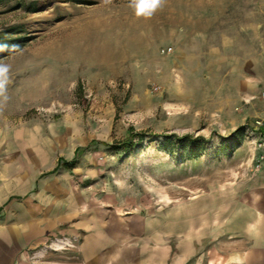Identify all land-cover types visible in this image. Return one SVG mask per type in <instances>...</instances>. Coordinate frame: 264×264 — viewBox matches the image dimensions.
Returning <instances> with one entry per match:
<instances>
[{
	"label": "rangeland",
	"instance_id": "374dc122",
	"mask_svg": "<svg viewBox=\"0 0 264 264\" xmlns=\"http://www.w3.org/2000/svg\"><path fill=\"white\" fill-rule=\"evenodd\" d=\"M27 1L0 0V32L16 27L28 38L0 57L10 66L0 157L6 143L45 144L50 156L76 160L67 171L73 185L143 211L260 184L264 0H166L147 19L135 16L129 0H38L45 5L35 12L26 11ZM214 22L222 28L211 29ZM238 125L245 126L242 141L216 154L219 135ZM129 126L209 141L191 159L158 136L124 150L104 144L124 138ZM10 151L16 158L31 150ZM53 240L62 249L76 244L74 236L56 235L41 247Z\"/></svg>",
	"mask_w": 264,
	"mask_h": 264
},
{
	"label": "crops",
	"instance_id": "0c3cea01",
	"mask_svg": "<svg viewBox=\"0 0 264 264\" xmlns=\"http://www.w3.org/2000/svg\"><path fill=\"white\" fill-rule=\"evenodd\" d=\"M38 143H6L0 157V264H264V171L254 189H212L143 211L76 187L71 168L54 169L68 159ZM20 147L30 154L13 157ZM56 235L76 237L75 247H41Z\"/></svg>",
	"mask_w": 264,
	"mask_h": 264
},
{
	"label": "trees",
	"instance_id": "16d2710c",
	"mask_svg": "<svg viewBox=\"0 0 264 264\" xmlns=\"http://www.w3.org/2000/svg\"><path fill=\"white\" fill-rule=\"evenodd\" d=\"M86 3L91 2L86 1ZM44 5L45 4L38 0H29L24 4V7L26 11L35 12L42 10ZM9 29L10 30L0 32V57L17 51L28 39L26 35L16 34L19 32L18 28L12 27ZM244 131L245 126L238 125L227 135H219L220 144L216 148V154H229V152L234 150V148L242 141ZM147 135L160 137L161 143L165 147H169V151L175 146L182 148L184 150L183 153L185 159L201 156L209 141V137L207 138L200 134H178L175 132L147 133L144 130L135 131L132 126H129L128 133L124 138L113 140L109 144L104 142V144H107L110 149L124 150L137 146ZM79 150V147L76 148L75 154H77ZM75 163V159L65 160L59 157L54 169L59 166L63 168H72L75 166Z\"/></svg>",
	"mask_w": 264,
	"mask_h": 264
},
{
	"label": "clouds",
	"instance_id": "9594fccd",
	"mask_svg": "<svg viewBox=\"0 0 264 264\" xmlns=\"http://www.w3.org/2000/svg\"><path fill=\"white\" fill-rule=\"evenodd\" d=\"M166 0H129V7L136 17L151 18L158 10L162 9ZM10 66L0 63V103L6 102L8 97L7 86L10 83Z\"/></svg>",
	"mask_w": 264,
	"mask_h": 264
},
{
	"label": "built area",
	"instance_id": "2783aa9c",
	"mask_svg": "<svg viewBox=\"0 0 264 264\" xmlns=\"http://www.w3.org/2000/svg\"><path fill=\"white\" fill-rule=\"evenodd\" d=\"M256 165H257V166H259V164H258V163H257Z\"/></svg>",
	"mask_w": 264,
	"mask_h": 264
}]
</instances>
